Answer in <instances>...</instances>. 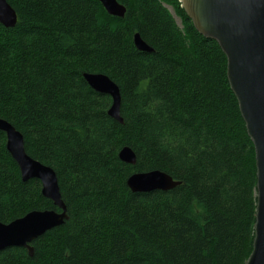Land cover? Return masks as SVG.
<instances>
[{"label": "trees", "instance_id": "16d2710c", "mask_svg": "<svg viewBox=\"0 0 264 264\" xmlns=\"http://www.w3.org/2000/svg\"><path fill=\"white\" fill-rule=\"evenodd\" d=\"M0 24V118L28 155L56 172L68 220L31 244L0 251V264H244L252 251L256 166L227 59L179 0H7ZM170 6L181 20L178 27ZM153 49L140 51L133 35ZM83 72L120 88L110 96ZM130 146L135 165L118 151ZM160 170L180 184L131 192L133 172ZM54 209L38 179L22 181L0 131V222Z\"/></svg>", "mask_w": 264, "mask_h": 264}, {"label": "water", "instance_id": "95a60500", "mask_svg": "<svg viewBox=\"0 0 264 264\" xmlns=\"http://www.w3.org/2000/svg\"><path fill=\"white\" fill-rule=\"evenodd\" d=\"M111 16L123 17L126 7L117 0H98ZM195 29L217 42L226 56V73L231 90L239 105L247 134L255 151L256 213L252 251L244 264H264V0H179ZM0 21L6 27L17 22L15 10L0 0ZM134 45L140 51L153 49L134 34ZM88 85L111 98L107 114L122 123L119 86L102 73H83ZM0 131L6 136V149L16 162L22 181L38 179L41 194L51 200L54 209L32 210L9 223L0 222V251L23 247L32 256V242L47 231L68 220L67 207L61 198L56 172L27 154L23 134L11 123L0 118ZM119 159L135 165L136 154L123 146ZM131 192L167 191L180 184L160 170L134 172L126 180Z\"/></svg>", "mask_w": 264, "mask_h": 264}, {"label": "rangeland", "instance_id": "374dc122", "mask_svg": "<svg viewBox=\"0 0 264 264\" xmlns=\"http://www.w3.org/2000/svg\"><path fill=\"white\" fill-rule=\"evenodd\" d=\"M165 7H167L168 11L170 12L171 16L173 17L175 23L178 25V27H182L181 24V20L179 19L178 16H176V14L174 13L173 9L170 6L164 5Z\"/></svg>", "mask_w": 264, "mask_h": 264}, {"label": "bare ground", "instance_id": "6f19581e", "mask_svg": "<svg viewBox=\"0 0 264 264\" xmlns=\"http://www.w3.org/2000/svg\"><path fill=\"white\" fill-rule=\"evenodd\" d=\"M7 1V0H6ZM118 2V1H117ZM7 3H8V1H7ZM119 3V2H118ZM121 4V3H120ZM10 5V4H9ZM123 5V4H122ZM11 6V5H10ZM12 7V6H11ZM13 8V7H12ZM14 9V8H13ZM15 10V9H14ZM106 11V10H105ZM16 12V11H15ZM126 13V12H125ZM16 15H17V13H16ZM125 15V14H124ZM117 17H119V16H117ZM17 23V22H16ZM0 24H2L1 23V21H0ZM3 25V24H2ZM16 25V24H15ZM4 26V25H3ZM4 27H6V26H4ZM14 27V26H13ZM7 28H10V27H7ZM133 38H134V35H133ZM133 43H134V41H133ZM83 73H87V72H83ZM83 73H82V76H83ZM84 78V77H83ZM103 94V93H102ZM111 106V103H110V105H109V107ZM109 107H108V109H109ZM107 109V110H108ZM1 119H3V118H1ZM5 120V119H4ZM7 121V120H6ZM123 123V122H122ZM6 137V136H5ZM119 152V151H118ZM134 173V172H133ZM131 175V174H130ZM129 177V176H128ZM54 205V204H53ZM44 210H46V209H44ZM30 212V211H29ZM28 212V213H29ZM27 214V213H26ZM25 214V215H26ZM25 215H23V216H21V217H18V218H16V219H19V218H22V217H24ZM16 219H14V220H16ZM13 221V220H12ZM28 253V252H27Z\"/></svg>", "mask_w": 264, "mask_h": 264}]
</instances>
